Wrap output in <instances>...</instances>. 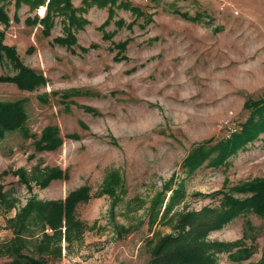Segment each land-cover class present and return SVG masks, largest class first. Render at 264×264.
I'll use <instances>...</instances> for the list:
<instances>
[{"label":"rangeland","instance_id":"374dc122","mask_svg":"<svg viewBox=\"0 0 264 264\" xmlns=\"http://www.w3.org/2000/svg\"><path fill=\"white\" fill-rule=\"evenodd\" d=\"M123 1L134 11L114 6L111 17L110 7L79 13L87 22L74 31L70 49L54 43L64 35L63 17L43 37L38 24L25 20L42 17L44 7H6L1 44L45 84L30 92L0 80V103L20 101L26 115L19 129L0 138V250L14 238L11 221L29 201L63 202L87 188L86 200L74 208L80 224L69 242L65 228L59 243L44 241L53 232L33 213L23 251L47 264H147L181 217L215 209L216 193L264 178V133L219 167L183 165L197 145L239 130L253 111L246 102L264 96V0ZM80 2L71 0L75 8ZM125 41L124 59H117L115 46ZM15 73L3 58L0 78ZM53 126L61 144L38 151ZM55 170L61 177L43 185ZM245 232L244 247L253 254L235 262L218 253L216 264L261 261L264 219L254 215L237 216L205 240L232 244ZM9 261L1 255L0 264Z\"/></svg>","mask_w":264,"mask_h":264},{"label":"trees","instance_id":"16d2710c","mask_svg":"<svg viewBox=\"0 0 264 264\" xmlns=\"http://www.w3.org/2000/svg\"><path fill=\"white\" fill-rule=\"evenodd\" d=\"M12 2L15 9L23 5L28 7L29 12H35L40 7L45 8L42 17L34 15V17H27L25 20L28 25H31V23L32 26L38 24L41 27L43 37H49L55 19L63 17L64 35L55 38L54 43L68 49L76 44L74 31L82 29L87 22L79 15L87 8L110 7L108 10L109 17L113 15L111 7L114 6L134 11V8L130 7L128 2L123 0H81V7L79 8H75L71 0H0L1 24H8L9 18L6 7ZM135 13L139 16L142 14L137 8ZM106 24H108V21L104 23V25ZM118 25L122 26V21H118ZM127 44L126 41L116 44L115 47L118 49L117 59H124L123 53L126 51ZM3 58L10 61L16 73L12 77L0 78L1 81L10 82L19 90L30 92L45 84V78L42 74L25 67L15 52L11 48L3 46L0 42V62ZM39 99L43 103L47 102L45 97L39 96ZM245 108H251L253 111L239 127V130L231 132L228 137L221 141L213 142V139H209L197 145L188 153L183 165L194 171L205 162H208L210 166L219 167L237 151L257 140L258 136L264 133V96L256 101L248 100ZM85 110L91 111L90 108H85ZM25 121L26 115L20 101L0 103V138L3 137L5 132L19 129ZM60 144L61 138L58 128L48 127L44 130L40 141L37 142L36 149L40 152L53 150ZM60 177L61 173L55 170L45 177L42 184L46 185L51 180ZM87 192V188H81L71 193L63 202L29 201L20 215L11 221L14 238L5 246V249L0 250V257L2 254H6L10 261L3 264H47L44 259L35 258L23 251L26 249L27 238L22 236V233L28 229L27 226L31 221L29 220L30 215L35 213L42 218L53 232L51 236L44 233V241L54 239L59 243L61 229L65 228V240L69 242L71 230L74 227L79 228L80 224L75 221L74 208L78 203L86 200ZM234 193L241 197H235ZM216 194L221 196L220 205L215 209L206 208L200 212L187 213L181 217L175 228V233L171 236L162 237L158 241L147 264H216L215 255L223 252L229 253L231 260L241 262L253 254L254 248L244 247L246 232L243 233L242 239L232 244L208 242L205 238L237 216L250 214L264 219V178L241 182L228 193L219 192ZM246 223L248 233H250L254 229L249 221ZM252 240L255 241L254 238ZM257 264H264V253L261 261Z\"/></svg>","mask_w":264,"mask_h":264}]
</instances>
